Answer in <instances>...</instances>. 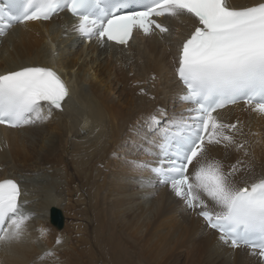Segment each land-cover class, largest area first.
Instances as JSON below:
<instances>
[{
    "label": "bare ground",
    "instance_id": "bare-ground-1",
    "mask_svg": "<svg viewBox=\"0 0 264 264\" xmlns=\"http://www.w3.org/2000/svg\"><path fill=\"white\" fill-rule=\"evenodd\" d=\"M259 2L229 0L234 7ZM74 21L27 22L0 35V74L47 66L69 88L62 110L53 109L47 120L0 128V180L21 183L30 214L20 240L0 241V264H264L247 248L223 244L198 210H188L150 171L130 167L161 158L159 130L142 122L164 117L160 107L177 117L191 106L173 79L169 46L180 43L196 19L168 17L171 39L165 42L153 30L128 49L84 44L66 29ZM253 107L238 104L221 112L228 123L240 122L229 134L244 149L206 145L226 171L241 162L238 183L264 177V114ZM53 207L64 215L63 228L49 220Z\"/></svg>",
    "mask_w": 264,
    "mask_h": 264
},
{
    "label": "snow or ice",
    "instance_id": "snow-or-ice-1",
    "mask_svg": "<svg viewBox=\"0 0 264 264\" xmlns=\"http://www.w3.org/2000/svg\"><path fill=\"white\" fill-rule=\"evenodd\" d=\"M8 8L16 12L17 23L47 21L68 11L78 18L73 30L80 36L119 45H127L137 30L145 35L153 26L169 31L153 17L195 18L197 26L182 44L174 69L184 87L182 101L193 105L191 115L174 122L161 139L156 164L132 161L130 167L147 169L188 210H198L223 244L247 248L264 262V177L238 183L234 176L241 162L226 171L206 148L221 143L245 147L229 134L237 125L214 115L218 109L244 102L264 114V0L245 7L229 0H8ZM5 15L0 8V20ZM10 27L0 25V35ZM68 96L65 82L51 68L29 66L0 75V124L19 128L43 122L53 109L62 110ZM149 120L159 124L155 115ZM21 195L15 180L0 181V241L24 236L30 214Z\"/></svg>",
    "mask_w": 264,
    "mask_h": 264
},
{
    "label": "water",
    "instance_id": "water-1",
    "mask_svg": "<svg viewBox=\"0 0 264 264\" xmlns=\"http://www.w3.org/2000/svg\"><path fill=\"white\" fill-rule=\"evenodd\" d=\"M51 218L52 221H55L58 223L59 226H62L63 224V218H62V212L57 207H53L51 209Z\"/></svg>",
    "mask_w": 264,
    "mask_h": 264
}]
</instances>
